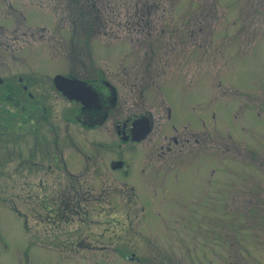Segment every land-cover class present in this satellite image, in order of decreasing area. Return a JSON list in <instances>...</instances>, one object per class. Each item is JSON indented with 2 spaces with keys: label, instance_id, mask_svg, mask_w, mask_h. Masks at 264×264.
Returning a JSON list of instances; mask_svg holds the SVG:
<instances>
[{
  "label": "rangeland",
  "instance_id": "rangeland-1",
  "mask_svg": "<svg viewBox=\"0 0 264 264\" xmlns=\"http://www.w3.org/2000/svg\"><path fill=\"white\" fill-rule=\"evenodd\" d=\"M94 68L85 127L54 77ZM0 77L1 264H264V0H0Z\"/></svg>",
  "mask_w": 264,
  "mask_h": 264
},
{
  "label": "flooded vegetation",
  "instance_id": "flooded-vegetation-1",
  "mask_svg": "<svg viewBox=\"0 0 264 264\" xmlns=\"http://www.w3.org/2000/svg\"><path fill=\"white\" fill-rule=\"evenodd\" d=\"M104 71L105 69L103 68H94L91 74L92 75L95 74V75L91 76L90 74H88L86 77H79V76H76L75 74H71L68 72L67 73L58 72L60 73V76L58 77V83L60 85L65 86L64 79H67V78L74 79L73 77H77L78 80L85 81L86 85L80 84V86L77 88V89H83L82 91L76 90L75 87H73L74 91L81 92L83 94L82 95L83 101L80 99L69 97L68 95L63 93V91H61L54 82L55 87L59 93H63L62 95L65 96L66 98H69L79 103V105L76 106L75 108L74 116L72 117V120L79 122L81 125L85 127L101 126L105 122V120L107 119V117L109 116L113 108L115 107L116 103L118 102L119 90L117 88V85L112 80L108 79V75H106ZM27 86L28 84L23 83L21 89L25 90ZM5 87L6 89H9L12 91L17 90L16 85L5 83ZM10 93L9 92L5 93V95L11 96ZM24 95L31 97L30 91H27L26 94L24 92ZM31 106H32V103H28V102L24 103V105H20V107L22 108H27ZM42 107H45V106L42 105ZM68 119L71 120L70 117ZM131 120L132 119L129 120V118H125L121 122L120 121L116 122L115 131L120 137L118 139L119 144L125 143V142H131L132 144H138L139 140L133 139L132 136L134 132H136L135 128H139V126L138 127L135 126L133 128V126L131 125ZM173 140H174L173 142L176 143L178 141V138L174 136ZM128 152H129V149H128ZM40 153L45 155V150L43 146H41ZM124 153H127V150H124ZM131 153H135V151H132L129 154ZM161 154H164L163 150ZM131 166L132 165L129 164V162H126L125 159L122 158L121 156L117 159L114 158L109 163V168L111 170L117 171V174L119 176L121 175L125 178H128L129 175L131 174V168H130ZM141 173L143 174L144 172H142L141 170ZM62 189H63L62 190L63 192L64 187H62Z\"/></svg>",
  "mask_w": 264,
  "mask_h": 264
},
{
  "label": "water",
  "instance_id": "water-1",
  "mask_svg": "<svg viewBox=\"0 0 264 264\" xmlns=\"http://www.w3.org/2000/svg\"><path fill=\"white\" fill-rule=\"evenodd\" d=\"M60 75H57L54 77V81H55V84L57 85V87L63 91V93H65L66 95H68L69 97H75L77 99H81L83 101V94L81 92H76L73 90V87H75L76 90H79V91H82L83 89H77L80 84H85L86 83H82L81 81H77V80H74V79H64V84L65 86L63 85H60L58 83V77ZM84 86V85H83ZM142 120V121H140ZM133 128L136 126L139 128H135L136 129V132H134L133 134V139H139L140 137L144 136L146 132L149 131L150 129V123H149V120L147 117L143 116L139 119H134L133 120Z\"/></svg>",
  "mask_w": 264,
  "mask_h": 264
},
{
  "label": "trees",
  "instance_id": "trees-1",
  "mask_svg": "<svg viewBox=\"0 0 264 264\" xmlns=\"http://www.w3.org/2000/svg\"><path fill=\"white\" fill-rule=\"evenodd\" d=\"M7 93V92H6ZM5 95V93H3Z\"/></svg>",
  "mask_w": 264,
  "mask_h": 264
}]
</instances>
